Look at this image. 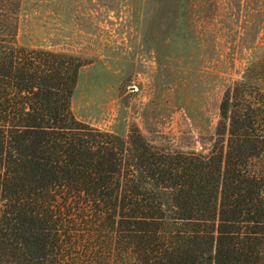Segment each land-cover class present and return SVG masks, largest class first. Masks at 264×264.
Returning a JSON list of instances; mask_svg holds the SVG:
<instances>
[{
	"label": "trees",
	"instance_id": "trees-1",
	"mask_svg": "<svg viewBox=\"0 0 264 264\" xmlns=\"http://www.w3.org/2000/svg\"><path fill=\"white\" fill-rule=\"evenodd\" d=\"M0 0V264H264V56L208 153L78 119L85 61L17 41Z\"/></svg>",
	"mask_w": 264,
	"mask_h": 264
},
{
	"label": "rangeland",
	"instance_id": "rangeland-1",
	"mask_svg": "<svg viewBox=\"0 0 264 264\" xmlns=\"http://www.w3.org/2000/svg\"><path fill=\"white\" fill-rule=\"evenodd\" d=\"M17 41L85 61L78 119L208 153L225 89L264 56V0H20Z\"/></svg>",
	"mask_w": 264,
	"mask_h": 264
}]
</instances>
